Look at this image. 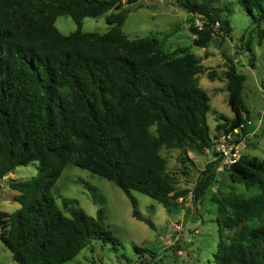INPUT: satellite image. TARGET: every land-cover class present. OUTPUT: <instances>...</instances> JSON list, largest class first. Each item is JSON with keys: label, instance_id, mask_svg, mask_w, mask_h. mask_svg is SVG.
Wrapping results in <instances>:
<instances>
[{"label": "trees", "instance_id": "16d2710c", "mask_svg": "<svg viewBox=\"0 0 264 264\" xmlns=\"http://www.w3.org/2000/svg\"><path fill=\"white\" fill-rule=\"evenodd\" d=\"M139 1L0 0V177L39 161L37 175L9 182L19 192L14 199L20 207L5 219L0 212V238L15 264H67L94 239L119 242L103 225V210L94 217L71 198L59 203L55 184L68 164L115 182L130 199L133 216L155 227L142 216L133 191L170 211L191 192L168 168L162 148L181 150L182 172L197 176L192 197L198 201L221 157L215 153L202 169L190 152L214 151V139L223 129L239 127L242 135L252 129L243 98L246 76L228 58L222 76L234 116H221L211 134L210 96L198 82L205 71L200 57L191 51L169 54L156 36L132 38L123 31L128 5ZM178 1L204 18L201 29L191 28L196 46L223 41L232 31L217 0ZM236 1L264 40V0ZM112 9L118 11L106 16L110 29L83 30L85 17ZM63 14L77 24L69 34L55 24ZM228 174L258 192L244 197L228 191L216 200L215 259L219 264H264V160L241 155Z\"/></svg>", "mask_w": 264, "mask_h": 264}, {"label": "rangeland", "instance_id": "374dc122", "mask_svg": "<svg viewBox=\"0 0 264 264\" xmlns=\"http://www.w3.org/2000/svg\"><path fill=\"white\" fill-rule=\"evenodd\" d=\"M215 6L218 10L222 8L220 13L229 20L232 31L223 41L210 42L205 47L194 44L197 35L191 30L196 17L204 18L189 13L178 0H140L128 5L130 12L122 29L132 38L156 36L169 54L191 51L200 57L205 71L198 76V82L210 96L208 122L211 134H215L221 116L228 119L234 116L228 102L227 83L222 76L226 60L233 58L238 70L246 76L243 98L252 124L249 133L238 135L240 154L264 160V40H259L257 24L236 0H217ZM227 7L230 11L225 10ZM117 11L112 9L102 15L85 17L83 30L107 31L111 25L106 16ZM55 24L64 34L77 29L76 22L67 14L59 15ZM260 26L264 27V20ZM246 42H249V46ZM209 72L215 73L214 77ZM161 153L167 160L168 168L177 171L180 186L191 192L187 200L180 199L178 208L170 211L156 199L133 191L142 216L151 220L155 227L133 216L130 199L115 182L74 164L66 166L55 184L59 203L62 204L64 197L71 198L94 217L103 210V225L119 239L116 244L94 239L91 247L82 250L67 264H219L214 256L219 241L216 200L223 192L233 191L249 197L256 194L258 189L233 182L228 174V166L219 160L210 171L213 180L209 188L192 209L191 195L198 182L197 176L192 172L189 175L182 172L184 168L180 162L182 152L179 148L164 147ZM214 157L215 152L211 150L201 155L190 152V158L202 169ZM38 167L39 161L18 166L0 177L2 219L20 207V203L14 199L19 192L12 189L9 182L37 175ZM225 234H228L227 231ZM180 249L182 254H179ZM0 264H15L12 253L1 238Z\"/></svg>", "mask_w": 264, "mask_h": 264}, {"label": "built area", "instance_id": "2783aa9c", "mask_svg": "<svg viewBox=\"0 0 264 264\" xmlns=\"http://www.w3.org/2000/svg\"><path fill=\"white\" fill-rule=\"evenodd\" d=\"M195 26L202 28L204 21L200 17H196L194 20ZM219 26V22H216V27ZM240 134V128L236 127L232 131L221 130L219 135L215 140L214 152L219 154L224 165L230 167L235 164L240 159V141L238 140V135ZM182 199V198H181ZM191 195V207L195 208V202L193 201ZM195 203V204H194ZM183 251L180 249L179 254H182Z\"/></svg>", "mask_w": 264, "mask_h": 264}]
</instances>
